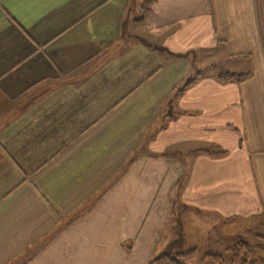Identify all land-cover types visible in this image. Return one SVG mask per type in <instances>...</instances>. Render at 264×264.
I'll use <instances>...</instances> for the list:
<instances>
[{"label": "crops", "instance_id": "crops-1", "mask_svg": "<svg viewBox=\"0 0 264 264\" xmlns=\"http://www.w3.org/2000/svg\"><path fill=\"white\" fill-rule=\"evenodd\" d=\"M151 155L175 178L138 206ZM237 220L264 227V0H0V264H150Z\"/></svg>", "mask_w": 264, "mask_h": 264}, {"label": "rangeland", "instance_id": "rangeland-1", "mask_svg": "<svg viewBox=\"0 0 264 264\" xmlns=\"http://www.w3.org/2000/svg\"><path fill=\"white\" fill-rule=\"evenodd\" d=\"M209 57L204 56V58H200L199 62L203 63L204 65L201 66V74L208 75L213 74L214 72H219L222 70V67L224 63L222 60L218 61V63L210 68L209 63ZM196 64V63H195ZM214 64V63H212ZM236 67L238 70L242 68L241 64H236ZM187 149L185 151H188L192 149V147H196L194 144H188ZM191 146V147H190ZM144 149V148H143ZM180 153L182 151H179ZM143 155H147L148 153L145 152V150L142 152ZM180 153H178L180 155ZM187 153H183L184 160L186 159L185 155ZM172 153H170L169 156L171 157ZM165 156V155H164ZM165 156V157H166ZM158 158L160 160L159 163L148 165L147 170L152 169L153 174L147 173L143 175L133 174L129 175L127 182L121 184V188L126 191H130L134 193V196L136 198L137 205H142V202L149 203L150 200L156 201V204L159 202V198L153 199L151 191H157L161 190L163 191L166 186H169L175 178L173 176V172H170L167 178H165V165L163 164V160L165 159L162 155H151V158ZM125 175L122 174L121 177H124ZM178 189V188H177ZM146 196V197H145ZM152 198V199H151ZM155 204V205H156ZM176 216L175 214H173ZM156 214H153V226H156L157 221ZM260 224V223H259ZM258 222L245 224L241 221H234L232 223L233 229H231L229 232L225 231V229H222L220 225H217V228L210 231L211 235L210 237H207V239H202L199 241V243L194 246L195 251L190 252H180L177 254L176 250H186L187 246H182L183 243H193L194 241H197L196 236L194 235V232H191L193 227L189 226L188 224H184L183 228L181 229V235L183 237L180 239L175 236L173 241H170V237L165 234L163 237V231L161 236L157 235V237L154 239V245H153V257H170L175 258L178 255L181 254H187L189 257H191V260H187V264H200L202 258L206 254H217L220 255L224 261L227 263L229 258L231 257L232 252L239 248L240 246H245V248L250 249L252 252V257H260L264 260V253L262 250H264V227H261ZM176 223L171 219L168 231L170 233H174L176 235V232L174 229H176ZM183 230V231H182ZM227 230V229H226ZM153 233H156L155 229ZM179 233V231H178ZM213 234L215 236H213ZM179 235V234H178ZM156 240V241H155ZM214 240V241H213ZM167 243V244H166ZM197 243V242H196ZM244 249L245 252L247 250ZM259 248V249H258ZM195 254V255H194Z\"/></svg>", "mask_w": 264, "mask_h": 264}, {"label": "trees", "instance_id": "trees-1", "mask_svg": "<svg viewBox=\"0 0 264 264\" xmlns=\"http://www.w3.org/2000/svg\"><path fill=\"white\" fill-rule=\"evenodd\" d=\"M250 76H230L224 75L222 77L223 80L234 79L237 80L239 83L247 80ZM212 157L220 158L225 156V153H217V154H210ZM243 247L240 246L236 248L229 258L228 262L226 263L224 259L218 254H206L204 255L200 264H264V260L260 257H252V252L250 249L245 248L247 252L244 251ZM259 249V248H258ZM262 250L264 253L263 249ZM189 255L181 254L175 258L170 257H160L158 259L152 260L150 264H187V260L189 259Z\"/></svg>", "mask_w": 264, "mask_h": 264}]
</instances>
